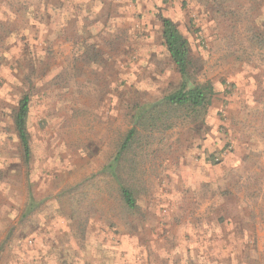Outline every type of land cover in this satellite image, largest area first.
<instances>
[{"label":"rangeland","instance_id":"obj_1","mask_svg":"<svg viewBox=\"0 0 264 264\" xmlns=\"http://www.w3.org/2000/svg\"><path fill=\"white\" fill-rule=\"evenodd\" d=\"M161 16L211 104L161 105L115 175L181 85ZM0 264H264V0H0Z\"/></svg>","mask_w":264,"mask_h":264},{"label":"trees","instance_id":"obj_2","mask_svg":"<svg viewBox=\"0 0 264 264\" xmlns=\"http://www.w3.org/2000/svg\"><path fill=\"white\" fill-rule=\"evenodd\" d=\"M163 31L162 36L167 51L176 64L181 76V85L178 90L165 96L160 101L148 103L139 108L134 115L133 127L125 137L121 150L117 154L113 163L107 166L111 172L115 173L116 165L120 155L125 151L136 138L140 127L147 124L154 125L158 120L159 107L163 104L176 108H184L188 111L206 109L211 104L213 96L212 87L197 83L191 74V46L190 41L182 34L177 23L170 17L161 16ZM30 93L24 94L18 104L14 116L16 132L22 147L25 162L31 159V136L28 127V118L30 114ZM151 122V123H149ZM116 175V173H115ZM121 195L125 204L130 209L137 207V199L128 187L120 186Z\"/></svg>","mask_w":264,"mask_h":264},{"label":"built area","instance_id":"obj_3","mask_svg":"<svg viewBox=\"0 0 264 264\" xmlns=\"http://www.w3.org/2000/svg\"><path fill=\"white\" fill-rule=\"evenodd\" d=\"M112 1L119 2L120 0H112Z\"/></svg>","mask_w":264,"mask_h":264},{"label":"crops","instance_id":"obj_4","mask_svg":"<svg viewBox=\"0 0 264 264\" xmlns=\"http://www.w3.org/2000/svg\"><path fill=\"white\" fill-rule=\"evenodd\" d=\"M46 8H48V6L46 7ZM46 10V9H45ZM63 26V25H62Z\"/></svg>","mask_w":264,"mask_h":264}]
</instances>
